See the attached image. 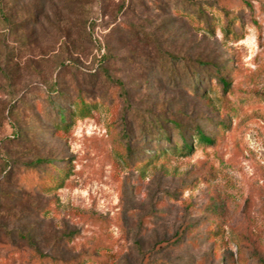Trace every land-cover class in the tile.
<instances>
[{
	"label": "rangeland",
	"instance_id": "obj_1",
	"mask_svg": "<svg viewBox=\"0 0 264 264\" xmlns=\"http://www.w3.org/2000/svg\"><path fill=\"white\" fill-rule=\"evenodd\" d=\"M262 262L264 0H0V264Z\"/></svg>",
	"mask_w": 264,
	"mask_h": 264
},
{
	"label": "trees",
	"instance_id": "obj_2",
	"mask_svg": "<svg viewBox=\"0 0 264 264\" xmlns=\"http://www.w3.org/2000/svg\"><path fill=\"white\" fill-rule=\"evenodd\" d=\"M199 65L203 66V63L199 61ZM218 70H219V68L215 69V71H218ZM218 78H219L220 84L225 89L228 86V82L226 81L224 75L220 74V75H218ZM48 100L50 101L49 106L55 108L56 103L54 101H51L50 99H48ZM55 110L57 111V113L59 115L60 121L62 122L63 120H65L64 119L65 114L62 111V108H56ZM76 110L78 112V116H84L87 113V107L85 106L84 102H82V101H79V105H77ZM63 125L66 126L67 124L64 123ZM174 125H175L176 132L183 139V143H181V145L179 147L180 152H182L183 149L188 151L191 147H190V144L188 142L184 141V136H185L184 131L181 129L180 126H177L176 124H174ZM164 129H165L164 126L160 127V130L162 132V134L160 136H163V138L167 139L168 137H167V134H166ZM193 137H195L198 142H203L206 144H212L213 143V138L211 136L206 135L198 126H195ZM173 148L176 149V147H173ZM160 152H163V150H160ZM46 161H47V159H44V158H36L33 161V163L35 165H39V164L44 163ZM262 264H264V262H262Z\"/></svg>",
	"mask_w": 264,
	"mask_h": 264
}]
</instances>
